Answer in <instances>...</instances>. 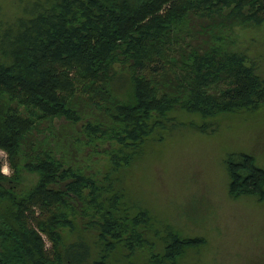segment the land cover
Masks as SVG:
<instances>
[{
	"label": "trees",
	"instance_id": "16d2710c",
	"mask_svg": "<svg viewBox=\"0 0 264 264\" xmlns=\"http://www.w3.org/2000/svg\"><path fill=\"white\" fill-rule=\"evenodd\" d=\"M248 24H264V0H32L10 21L0 15V146L14 167L0 165V264H116L112 252L142 248L137 264H184L204 235L160 230L128 197L120 168L150 135L211 129L218 113L264 103V70L237 44ZM58 118L79 122L70 147L81 135L106 144V163L79 168L49 152ZM223 162L229 195H264L251 152L227 151ZM22 169L36 173L25 189Z\"/></svg>",
	"mask_w": 264,
	"mask_h": 264
},
{
	"label": "rangeland",
	"instance_id": "374dc122",
	"mask_svg": "<svg viewBox=\"0 0 264 264\" xmlns=\"http://www.w3.org/2000/svg\"><path fill=\"white\" fill-rule=\"evenodd\" d=\"M31 1L0 0V15L4 21H10ZM237 28L239 48L244 49L263 71L264 24ZM19 110L26 111L22 106H18ZM86 112L94 111L87 107ZM180 117L200 120V116L188 112ZM213 120L211 129L199 130L189 124H178L162 131V136L155 133L146 137L140 152L120 168L122 181L128 197L145 204L157 216L160 230L168 222L183 233L204 235L203 244L185 250L180 258L184 264H264V195H229L223 162L227 151L245 150L264 166V103L255 109L218 113ZM46 123L43 121L41 125ZM78 123L71 124L61 118L54 120L61 128H56L57 135L47 134L48 151L65 154L73 166L97 169L106 163L103 151L106 144L84 142L81 135L77 147H70L71 137L80 133ZM46 130L45 126L40 132L33 131L32 138L43 136ZM21 149H25V143ZM0 165L2 172L14 173L7 151L1 146ZM21 172L19 187L25 189L35 181L36 173L25 169ZM63 233L67 239L73 236L66 226ZM40 234L44 246L49 247L46 233L40 231ZM123 252L117 249L112 252L111 259L116 264L128 260L137 264L147 253L145 248L130 256H122Z\"/></svg>",
	"mask_w": 264,
	"mask_h": 264
}]
</instances>
